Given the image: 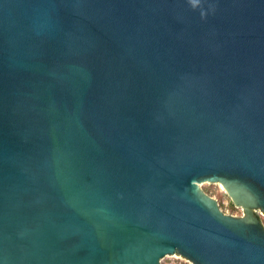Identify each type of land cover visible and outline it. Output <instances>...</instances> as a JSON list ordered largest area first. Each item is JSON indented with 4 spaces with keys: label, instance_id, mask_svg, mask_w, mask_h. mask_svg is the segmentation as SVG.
<instances>
[{
    "label": "water",
    "instance_id": "1",
    "mask_svg": "<svg viewBox=\"0 0 264 264\" xmlns=\"http://www.w3.org/2000/svg\"><path fill=\"white\" fill-rule=\"evenodd\" d=\"M256 211L264 0H0V264H264Z\"/></svg>",
    "mask_w": 264,
    "mask_h": 264
},
{
    "label": "rangeland",
    "instance_id": "2",
    "mask_svg": "<svg viewBox=\"0 0 264 264\" xmlns=\"http://www.w3.org/2000/svg\"><path fill=\"white\" fill-rule=\"evenodd\" d=\"M201 189L210 197L214 198L221 211L224 214L240 217L243 216V211L240 208H236L235 206L231 207L230 199L226 195L224 189L219 184H209L203 183L201 185ZM255 214L258 216L259 220L264 226V214L260 211H256ZM160 264H191L187 260L180 258L178 256H170L165 257L161 260Z\"/></svg>",
    "mask_w": 264,
    "mask_h": 264
},
{
    "label": "trees",
    "instance_id": "3",
    "mask_svg": "<svg viewBox=\"0 0 264 264\" xmlns=\"http://www.w3.org/2000/svg\"><path fill=\"white\" fill-rule=\"evenodd\" d=\"M230 205H231V207H233L234 205L230 202Z\"/></svg>",
    "mask_w": 264,
    "mask_h": 264
}]
</instances>
